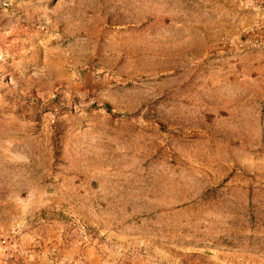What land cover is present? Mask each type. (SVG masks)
<instances>
[{"label":"rangeland","instance_id":"rangeland-1","mask_svg":"<svg viewBox=\"0 0 264 264\" xmlns=\"http://www.w3.org/2000/svg\"><path fill=\"white\" fill-rule=\"evenodd\" d=\"M0 264H264V0H0Z\"/></svg>","mask_w":264,"mask_h":264}]
</instances>
